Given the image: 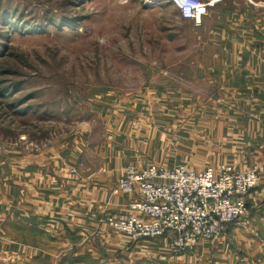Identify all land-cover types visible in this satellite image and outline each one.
I'll return each mask as SVG.
<instances>
[{
    "label": "crops",
    "instance_id": "1",
    "mask_svg": "<svg viewBox=\"0 0 264 264\" xmlns=\"http://www.w3.org/2000/svg\"><path fill=\"white\" fill-rule=\"evenodd\" d=\"M199 1L211 3L199 26L173 17L178 56L151 90L156 107L103 110L100 142L84 133L25 157L0 184V264H264V0ZM162 132H182L179 147H217L236 170L263 168L245 216L179 254L170 235L131 243L100 223L107 213L146 219L127 209L136 188L114 187L126 165L161 160Z\"/></svg>",
    "mask_w": 264,
    "mask_h": 264
},
{
    "label": "rangeland",
    "instance_id": "2",
    "mask_svg": "<svg viewBox=\"0 0 264 264\" xmlns=\"http://www.w3.org/2000/svg\"><path fill=\"white\" fill-rule=\"evenodd\" d=\"M177 14L169 0H0V184L25 157L84 133L100 142L103 110L156 107L151 90L178 56L167 43ZM166 135L164 156L146 165H227L209 143L195 150L177 145L182 132Z\"/></svg>",
    "mask_w": 264,
    "mask_h": 264
},
{
    "label": "built area",
    "instance_id": "3",
    "mask_svg": "<svg viewBox=\"0 0 264 264\" xmlns=\"http://www.w3.org/2000/svg\"><path fill=\"white\" fill-rule=\"evenodd\" d=\"M169 1L180 19L194 26L201 24L211 5L199 0ZM262 169L240 171L220 164L192 170L182 165L166 168L128 164L114 188L121 192L136 188V197L127 209L146 219L107 213L100 223L124 235L131 243L170 235L172 253L179 254L205 239H220L245 216L247 197L259 185Z\"/></svg>",
    "mask_w": 264,
    "mask_h": 264
}]
</instances>
